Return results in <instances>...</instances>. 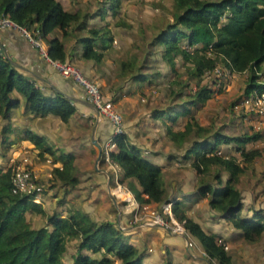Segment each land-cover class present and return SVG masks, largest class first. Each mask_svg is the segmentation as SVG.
Instances as JSON below:
<instances>
[{"label": "trees", "instance_id": "obj_1", "mask_svg": "<svg viewBox=\"0 0 264 264\" xmlns=\"http://www.w3.org/2000/svg\"><path fill=\"white\" fill-rule=\"evenodd\" d=\"M102 1L95 11L99 18L106 11L115 13L119 7L120 0ZM0 12L21 25L35 26L47 44L46 54L51 59L64 60L61 40L56 35L47 37V33L54 27L61 34L67 33L69 22L78 19L75 10L64 9L58 0H0ZM170 14L171 19L150 36L147 45L160 46V57L175 76V58L178 57L183 64L185 79L171 78L180 86L176 94L188 85V79L193 80L194 87H187L180 102L181 109L167 113L169 119L173 121L178 114L188 113L189 107L185 104L197 105L211 96L212 87L206 81H200L205 71L212 75L211 68L215 64L236 72L247 70L243 92L251 88L264 89V79L259 80L256 72L264 71V67L260 68L264 63V0H172ZM79 25L84 26V20H80ZM85 29L86 35L79 37L81 55L98 60L102 56L101 49L111 40L110 28L103 24L89 25ZM96 39L101 41L100 48L94 46ZM130 63L128 60L121 61V71L126 70ZM146 75L138 70L132 77L143 79ZM12 89L23 95L24 107L30 111L51 112L66 120L75 109L70 100L58 93L44 94L0 53L1 115L17 103L16 98L10 96ZM169 90L175 92L172 87ZM162 111L163 108H159L155 115H160ZM4 127L9 128L7 125ZM165 132L178 145L193 132L194 138L184 150V155L191 157V167L198 175L214 166L211 180L199 178L196 182L198 193L206 196L208 205L226 216L243 238L254 240L264 234L262 208H253L250 215H241V195L234 185L242 170L240 161H249L264 150V145L252 148L244 145L246 141L258 137L259 132L230 134L210 124H200L190 113L180 128L172 129L166 124ZM22 133L40 150L49 154L55 152L56 148L48 144L42 135L29 128H23ZM208 134L210 139L206 136ZM111 140L115 147L109 149L107 155L121 169L118 182L129 178L125 186L140 204L161 202L164 190L159 177L160 165L144 157L140 148L129 141L125 131L113 134ZM223 142H233L240 157L216 154V146ZM55 159L61 164L51 167L52 178L63 184L75 185L78 178L72 173L71 153L58 151ZM13 163L0 164V264H64L61 255L66 239L70 237H76L77 242L68 264H149L143 261L142 252L125 238L115 222L95 220L83 210L65 215L55 211L47 213L39 202L32 200L30 194L11 191ZM221 169L226 171L224 179L220 176ZM170 210L177 214L181 208L176 201H171ZM25 211L41 214L44 224L32 227L25 218ZM182 224L184 230L196 238L208 258L217 264H231L229 253L217 241L219 237L216 234L204 231L190 217L183 216Z\"/></svg>", "mask_w": 264, "mask_h": 264}, {"label": "crops", "instance_id": "obj_2", "mask_svg": "<svg viewBox=\"0 0 264 264\" xmlns=\"http://www.w3.org/2000/svg\"><path fill=\"white\" fill-rule=\"evenodd\" d=\"M58 1L64 9L79 11V13L82 10V15L78 16L74 26L79 32L85 33L83 35H86L87 31L85 28L89 25L99 26L105 24L110 28L111 40L108 45L101 49L102 56L97 62L93 58L81 55L82 44L79 37L83 35L77 36L75 33L73 35L68 33L61 34L59 29L51 33L53 28L47 33V37L56 35L61 40L65 52L63 61L70 62L83 75L95 81L98 86H103L104 84L110 86V83L105 80L108 70L113 69L114 64L118 60L119 63L121 61H130L136 55H140L137 57L140 58L143 67H154L155 70L152 72H155L157 78L163 75L158 68L156 69L158 66H155L158 65L157 60L159 59L160 62L165 63L160 57V46H149L147 41L155 29L166 20L171 19L170 7L172 0H120L116 12L112 14L110 11H106L102 18H99L95 13L100 4L103 3L102 0H97L95 3L92 2L90 4L86 0ZM80 20H84V26L79 25ZM42 40L46 49L47 44L44 39ZM100 45L101 41L96 39L94 46L100 48ZM0 48L2 57L13 68L32 80L44 94L54 95L58 93L70 100L75 106L71 115L66 120H61L56 114L51 112L39 113L26 109L23 104V95L12 89L10 96L11 98H16L17 103L10 106L4 115L0 114V159L3 158V160H0V164L5 166L12 163L13 158L17 160L24 151L28 153L29 166L35 173L37 182L43 184V189L38 194V202L47 213L55 211L59 215H65L75 210H83L95 220L109 219L121 228L125 238L132 242L137 249L139 244L142 246V250H140L142 259L149 264H217L208 258L197 240L191 246L186 245V239H190L187 237V235L189 236L187 232L169 231L154 223H145V221L137 219L138 214L133 211L131 206L124 207L122 205L121 197L115 191V183L118 182L117 178L121 175V169L115 163H109L104 158L103 161L99 162L98 160L97 164H95L98 146L102 152L105 146H107L108 150L115 147V144L109 145L108 143L106 145L111 135V125L106 119L97 115V121L93 127L96 117L94 106L87 104L86 101L88 100L83 97L82 86L71 75L62 74L42 52L31 45L22 36L21 32L15 28L0 27ZM154 59H156V62ZM165 65L167 64L165 63ZM167 67L169 68L168 65ZM207 71L203 73L202 78L203 76L204 78H209L206 75ZM119 72L122 73L120 68ZM128 78L125 79L128 80L126 86L119 93L116 100L118 103L116 105L114 103V106L120 112L123 123H131L130 127L126 126L124 128L129 141L140 148V152L144 157L159 164L160 169L171 167L170 160H174L177 164L182 161L190 164L191 157L189 155L185 156L184 150L194 138L193 132H190L182 141L186 143V146L184 150L180 151L177 149L180 144H176V146L169 141L165 126L162 121L158 125L157 119L166 120L172 129H176L172 125L179 117L178 115H185L186 117L191 112V107L199 106L209 98L197 105L185 104L189 107V112L178 114L173 121L166 115L169 112L173 113L174 110L181 109L180 102L184 98L164 107H152L154 112L151 115L155 118V122L142 125L138 121L146 113V110H139L138 105L136 106L126 96L128 94L123 92L134 85L129 84L131 83V77L128 76ZM190 80H187L189 82L188 85L193 89L194 85L193 83L191 84ZM229 80L227 82H231ZM203 81L205 80L203 79ZM236 81H242V76H238ZM150 82L152 81L149 80L148 84ZM206 82L212 87L213 83H211L210 78ZM227 82L217 88L223 87ZM130 85L132 86L130 87ZM118 86L117 89L120 88V84ZM176 92L178 91L170 92L168 89L167 96L170 95L174 98L180 96L181 98L182 91L178 94ZM183 96L185 97V95ZM159 108H163L164 111L157 116L155 114ZM248 115L245 114L244 118ZM256 119L258 118L254 115L248 120L242 119L243 123L250 125L248 131L244 132L254 131L252 123ZM206 124H210L212 127L216 126L215 128L223 131L221 129L223 123L214 125L208 122ZM5 125L9 128L4 129ZM23 128H29L33 132L42 135L48 144L56 148L55 152L49 154L45 150H40L29 139L24 138ZM254 132H259V135L255 139L246 141L244 144L246 148L261 147L263 145L260 140L263 133L262 125H260L258 131ZM206 136L210 139L209 134ZM230 146L233 147L232 150ZM58 151L71 153L72 173L78 178L75 185L63 184L61 181L52 178L51 167L54 165L60 166L61 164L58 159H55V154ZM216 151L218 152L216 154L225 156L232 154L237 158L240 157L239 151L235 148L233 142L219 143L214 152ZM250 161L253 165H257L258 169H264V151L261 150L259 154L254 155L249 161H240L242 170L239 172L234 185L239 189L241 195L242 203L239 210L241 215H250L253 208H262L264 213V185L261 182H256L254 191L250 187H240L239 185L241 175L245 170L244 165ZM116 168L119 171L116 172ZM211 168L214 170L213 165ZM177 171L179 175L169 179L170 191L168 197L163 198L158 203H147L148 206L157 205V207L161 208L164 216H169L175 221L182 220L183 216L190 217L204 231L216 234L219 237L217 241L222 240L225 242L224 248L230 255L231 264H264V234H260L254 240L243 238L239 229L234 227L221 212L212 209L208 205L206 196L198 193L196 190V179H192L196 175L194 169L191 167L190 170ZM184 171L187 174L186 179L182 174ZM190 173L194 176H191ZM220 176L221 179H224L226 171L221 169ZM188 177L192 180V185L189 183L190 189L184 192L181 188H184L187 184L185 180ZM127 179L120 182L126 189H128L125 186ZM261 181L263 182L264 179H261ZM134 183L139 187L135 181ZM128 191L129 197L130 195L132 196L129 189ZM171 201H176L181 208L177 214L170 210ZM138 204L141 205L140 203ZM24 215L26 219L29 218L28 221L32 227L43 225L45 222L44 217L39 213L25 211ZM178 216L181 217L179 218ZM151 239L156 240V247L146 243ZM181 247H185L188 250L186 252L187 258H181L183 254Z\"/></svg>", "mask_w": 264, "mask_h": 264}, {"label": "rangeland", "instance_id": "obj_3", "mask_svg": "<svg viewBox=\"0 0 264 264\" xmlns=\"http://www.w3.org/2000/svg\"><path fill=\"white\" fill-rule=\"evenodd\" d=\"M88 2V4L92 3V2H96L97 0H86ZM78 16L82 15V10L77 11ZM75 23L76 21H70L68 24V34L69 35H73V33H75V35L80 36L83 35L85 33L79 32L77 29H75ZM162 25H160L157 29H155L153 31L156 32L159 30V28ZM74 27V29H73ZM56 29H58L57 27H54L53 30H51V33H54L56 31ZM108 47V46H107ZM140 55H136L134 56L130 61L132 63H130L128 65V68H126V70L119 72V68H120V63L119 60L114 64V68L113 69H109L108 70V74L105 78L106 82L110 83V86L108 85H103L100 86L99 85V89L101 90V92L105 95L111 98L113 105L115 103V105L118 103L116 102L119 93L122 92V90H124L125 86H126V82L129 80L128 76L131 77V83L129 84H134L133 87H131L132 85H130V87L132 88H128L125 89V91H123L124 93L128 94L126 95L127 97H129L130 100L133 101V103L137 106L139 110H146V113L143 114V116L139 119V124L144 125L145 123L149 124L152 122H155L154 119L152 117V113L154 112L153 108H158V107H164L167 106L168 104H173L179 100H181L182 98H184V94L186 93V89L187 87H189V85H187L186 87H183L182 91V97L180 98H174L171 97L170 95L167 96V91L169 88H174L175 90L180 87L177 83H175L174 81H171V77H174V80H176V78H180V80H183L185 78V73H184V67L183 64H181L180 59L177 57L176 58V66H177V75L175 76V74H173V71H170L169 68L167 67V65H165V63L163 64L162 62H160V59L157 60V64L155 66L156 69L158 68L161 72H162V76H160L159 78H157V76L155 75L154 71V67L152 66H147V67H143L141 65V60L139 57ZM98 60H95V62H97ZM154 61L156 62V59H154ZM112 62V61H111ZM113 63V62H112ZM119 63V64H117ZM264 67V63L261 64L260 68L263 69ZM121 70V69H120ZM143 71L145 72L147 75L145 78H137V77H132L133 73H136L137 71ZM121 77H120V75ZM247 73L248 71H242V72H238L235 73V75L231 76L229 79L231 80V82H227L226 85H224L223 87H219L220 89L216 90L214 93H211V96L209 97L208 100H206L204 103L200 104L199 106H193L191 107V116H193V118H195L198 122L202 123V124H206L208 122L214 124V125H218L223 123L221 129H223L224 132L227 133H232V134H241L244 131H248L249 129V124H245L243 123L242 119L248 120L250 117H252V115H248L247 117L244 118V115L237 113L236 111H234L231 108V104L233 101H235L238 96H240L243 92V87L246 81V77H247ZM119 76V77H118ZM238 76H242V81H236V78H238ZM89 78V77H88ZM116 78V79H115ZM126 78H128V80H125ZM91 79V78H89ZM203 79L205 81H208L209 78H201L200 82H203ZM92 80V79H91ZM124 80V81H122ZM151 80L152 82H150L148 84V81ZM229 80V81H230ZM191 84L193 83V80H190ZM120 84V88L117 89ZM171 86V87H170ZM111 92V93H110ZM130 92V93H129ZM153 107V108H152ZM179 117L177 118V120L174 122V124L172 125L174 128H178L181 127L182 123L184 122V120H186V117L188 118V115H178ZM153 118V119H151ZM157 124L160 125L159 122L162 121V124L164 126H166V124L168 125V122L166 120H162V119H157ZM168 120V119H167ZM124 128L126 126H131V123L129 122H124ZM226 124V125H225ZM162 125V126H163ZM225 125V126H224ZM147 126V125H145ZM128 127V128H129ZM216 127V126H214ZM139 128V127H138ZM169 141L172 142L173 144L176 145L175 142H173L170 138ZM177 146V145H176ZM186 146V143L182 142L177 148L180 151L184 150ZM231 150H232V146H230ZM264 151V150H263ZM0 160H3L0 159ZM171 163V167L169 168H163L160 169L159 171V177L161 180V185L164 188V198L168 197L169 195V191H170V178L173 176H178L179 173L177 170H179L180 172H182L183 169H191V166L188 162H184L182 161L180 164H177L174 162V160H170ZM257 166V165H256ZM255 165H253L251 163V161L249 163H247L246 165H244V172L241 175L240 178V187H250L251 189L255 188L256 182H261L264 185V181L262 182L261 179H264V169L261 168H257ZM116 172L119 171L118 168L115 169ZM212 170L213 168H209L207 171L201 173V174H196L194 178L192 179H196V182L199 180V178H202L203 180H208V179H212L211 174H212ZM250 173L252 174L250 176ZM111 177H112V171L110 172ZM183 177H185V179L187 178V174L185 173V171L182 173ZM191 174V173H190ZM193 174H191L192 176ZM194 176V175H193ZM253 176V178H251ZM112 182V181H111ZM185 183H187L184 188H181L182 191L186 192L190 189V186H188L189 183H191L190 185H192V180L190 179V177H188L187 180H185ZM253 184V185H252ZM120 194H123L122 192H120ZM264 197V194H263ZM150 209L153 210H158L159 207H157V205H151ZM148 210L147 208H140L138 209L137 214V219L138 220H147L148 219V215L144 213V211ZM25 214V213H24ZM29 220V218L27 219ZM29 222V221H28ZM187 237H189L194 244L196 243V239L191 236L189 234V236L187 235ZM147 240V239H146ZM76 242H77V238L76 237H70L68 239H66L65 242V250L63 251L62 255H61V261L64 264H68L71 260V255L74 253L75 251V246H76ZM146 243H149L151 246L156 247V240L155 239H151L148 240ZM180 248V247H179ZM142 250V246H138V251ZM181 251H183V254L181 255V258H187V249L185 247H181Z\"/></svg>", "mask_w": 264, "mask_h": 264}, {"label": "built area", "instance_id": "obj_4", "mask_svg": "<svg viewBox=\"0 0 264 264\" xmlns=\"http://www.w3.org/2000/svg\"><path fill=\"white\" fill-rule=\"evenodd\" d=\"M0 27H9L19 30L22 36L31 45L35 46L40 52H42L44 56L49 59V61L54 67H56L62 74L71 75V77L82 86L83 97L89 102H91L94 108L97 109V115L106 119L111 125V135L109 136L106 145L108 143L109 145H114L115 143L111 140V136L115 133L124 131L122 116L113 105L111 98L105 96L101 92L98 84L83 75L78 70V68L72 65L70 62L51 59L46 54V49L43 40L40 37L38 30L35 26L21 25L6 14L0 12ZM256 72L259 74L258 79L263 80L264 71L263 73L260 70ZM235 73L237 72L227 67L215 64L211 68L212 75H210V72L206 73V75L211 79V83H213L211 93H214L217 90L218 86H221L223 83L227 82L229 78ZM231 108L239 114L254 115L258 118L254 123H252V127L254 131H258L260 125H262L263 133L260 137V140L264 145V89L251 88L248 91L243 92L235 101L232 102ZM107 151V146L103 147V158L110 163L111 161L108 159ZM215 153L218 152L216 151ZM12 161L14 163L12 165L11 173V191L30 194L32 200L38 202V194L43 189V184L37 182L35 173L29 166L30 162L28 158V153L24 151L21 155H19L17 160H14L13 158ZM115 191L119 193L118 195L121 197L122 205L124 207L131 206V208H133V211H138V209L140 208L148 209L144 211V213L148 215V219L144 220L145 223L159 224L169 231H185L182 224V220L175 221L169 216L166 217L163 215L161 208H159L158 210L150 209V206H148L147 203L139 205L134 199V197H132L133 195H130L129 197V193L126 194L129 191L120 182L115 183ZM120 192H123V194L120 195ZM218 242H220L223 247H225L226 244L224 241L218 240ZM192 243L193 241L191 239H186L187 246H191Z\"/></svg>", "mask_w": 264, "mask_h": 264}, {"label": "water", "instance_id": "obj_5", "mask_svg": "<svg viewBox=\"0 0 264 264\" xmlns=\"http://www.w3.org/2000/svg\"><path fill=\"white\" fill-rule=\"evenodd\" d=\"M86 102H87V104H89L90 106H93L91 102H89V101H86ZM93 108H94V107H93ZM94 110H95V112H96V117H95V121H94L93 127L95 126V123H96V121H97V109L94 108ZM100 154H101V149H100V147L98 146L97 154H96V157H95V164H97V162H98V160H99V157H100ZM156 225H159V224H156ZM159 226H161V225H159Z\"/></svg>", "mask_w": 264, "mask_h": 264}, {"label": "bare ground", "instance_id": "obj_6", "mask_svg": "<svg viewBox=\"0 0 264 264\" xmlns=\"http://www.w3.org/2000/svg\"><path fill=\"white\" fill-rule=\"evenodd\" d=\"M122 193H123V192H122ZM126 194H128V192H127Z\"/></svg>", "mask_w": 264, "mask_h": 264}]
</instances>
